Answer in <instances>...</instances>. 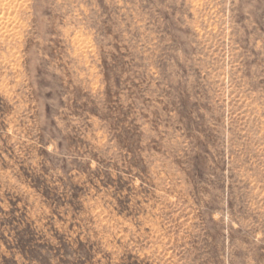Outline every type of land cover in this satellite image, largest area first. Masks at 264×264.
Wrapping results in <instances>:
<instances>
[{
	"label": "rangeland",
	"instance_id": "obj_1",
	"mask_svg": "<svg viewBox=\"0 0 264 264\" xmlns=\"http://www.w3.org/2000/svg\"><path fill=\"white\" fill-rule=\"evenodd\" d=\"M0 264H264V0H0Z\"/></svg>",
	"mask_w": 264,
	"mask_h": 264
}]
</instances>
